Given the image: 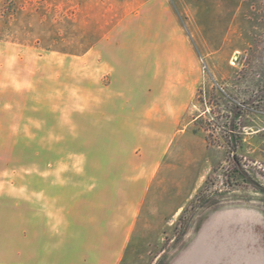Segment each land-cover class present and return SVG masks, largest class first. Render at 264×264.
Listing matches in <instances>:
<instances>
[{
    "label": "rangeland",
    "instance_id": "obj_1",
    "mask_svg": "<svg viewBox=\"0 0 264 264\" xmlns=\"http://www.w3.org/2000/svg\"><path fill=\"white\" fill-rule=\"evenodd\" d=\"M143 1L0 0V248L12 260L19 247L36 260L57 208L51 199L60 198L86 214L90 229L99 219L107 228L106 252L85 260L264 264V0H165L196 48L202 78L185 131L146 202L132 207L126 198L138 185L126 182L140 175L114 167V153L131 143L100 131L98 65L84 94L82 68L68 71L67 55Z\"/></svg>",
    "mask_w": 264,
    "mask_h": 264
},
{
    "label": "crops",
    "instance_id": "obj_2",
    "mask_svg": "<svg viewBox=\"0 0 264 264\" xmlns=\"http://www.w3.org/2000/svg\"><path fill=\"white\" fill-rule=\"evenodd\" d=\"M124 19L95 43L83 44L81 53L68 54L67 61L68 71L72 69L75 73L82 68L84 94L91 93L92 73L98 65L101 82L98 103L94 106L98 110V125L111 139L131 143L113 157L121 159L120 163H114L116 170L130 176L140 175L137 181L126 182L138 185V193L130 192L126 198L128 206L136 207L146 202L170 145L185 131L181 128L182 118L194 99L202 74L196 48L167 1H143ZM61 200L51 199L57 201L53 204L57 208L51 211L50 228L41 231L36 260L28 262L26 250L21 247L17 260H12L10 249L3 246L0 264H107L96 256L85 260V254L106 252L105 224H101V219L91 220L93 229H90L86 214L76 215L72 209L63 208ZM75 200L70 198L73 206ZM76 222L82 224L74 226ZM111 232L117 236L116 230ZM90 235L102 238L103 244L98 241L93 248L80 244L78 238Z\"/></svg>",
    "mask_w": 264,
    "mask_h": 264
},
{
    "label": "bare ground",
    "instance_id": "obj_3",
    "mask_svg": "<svg viewBox=\"0 0 264 264\" xmlns=\"http://www.w3.org/2000/svg\"><path fill=\"white\" fill-rule=\"evenodd\" d=\"M203 251V250H202ZM202 251H198V252H196L195 254H194V258H193V260H195V259H197L202 253ZM199 255V256H198Z\"/></svg>",
    "mask_w": 264,
    "mask_h": 264
}]
</instances>
